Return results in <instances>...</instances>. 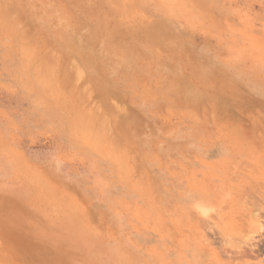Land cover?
<instances>
[{"label": "rangeland", "instance_id": "obj_1", "mask_svg": "<svg viewBox=\"0 0 264 264\" xmlns=\"http://www.w3.org/2000/svg\"><path fill=\"white\" fill-rule=\"evenodd\" d=\"M0 264H264V0H0Z\"/></svg>", "mask_w": 264, "mask_h": 264}]
</instances>
